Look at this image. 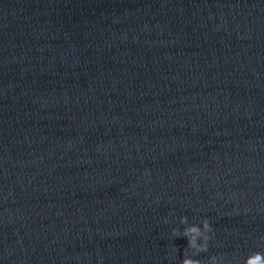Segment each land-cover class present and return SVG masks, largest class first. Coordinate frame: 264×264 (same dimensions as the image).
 I'll return each mask as SVG.
<instances>
[{"label":"clouds","instance_id":"clouds-1","mask_svg":"<svg viewBox=\"0 0 264 264\" xmlns=\"http://www.w3.org/2000/svg\"><path fill=\"white\" fill-rule=\"evenodd\" d=\"M180 223L185 225L183 231L174 228L172 233L177 238L185 237L188 242L181 264H201V261L195 257L208 250V241L211 239L212 232L209 220L204 218L199 224H188L187 217H181ZM210 264H217L215 256L210 258ZM243 264H264V252L257 251L249 254Z\"/></svg>","mask_w":264,"mask_h":264}]
</instances>
